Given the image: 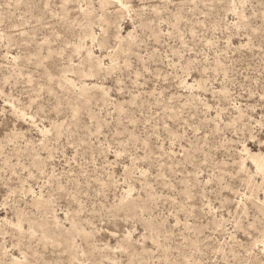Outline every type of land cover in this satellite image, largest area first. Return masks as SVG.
Segmentation results:
<instances>
[{
	"label": "rangeland",
	"instance_id": "obj_1",
	"mask_svg": "<svg viewBox=\"0 0 264 264\" xmlns=\"http://www.w3.org/2000/svg\"><path fill=\"white\" fill-rule=\"evenodd\" d=\"M0 264H264V0H0Z\"/></svg>",
	"mask_w": 264,
	"mask_h": 264
},
{
	"label": "bare ground",
	"instance_id": "obj_2",
	"mask_svg": "<svg viewBox=\"0 0 264 264\" xmlns=\"http://www.w3.org/2000/svg\"><path fill=\"white\" fill-rule=\"evenodd\" d=\"M259 168L262 169L263 168L262 165H259Z\"/></svg>",
	"mask_w": 264,
	"mask_h": 264
}]
</instances>
